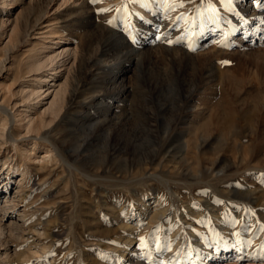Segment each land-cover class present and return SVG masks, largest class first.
<instances>
[{
	"label": "rangeland",
	"instance_id": "374dc122",
	"mask_svg": "<svg viewBox=\"0 0 264 264\" xmlns=\"http://www.w3.org/2000/svg\"><path fill=\"white\" fill-rule=\"evenodd\" d=\"M146 3L0 16L2 264H264V0Z\"/></svg>",
	"mask_w": 264,
	"mask_h": 264
},
{
	"label": "bare ground",
	"instance_id": "6f19581e",
	"mask_svg": "<svg viewBox=\"0 0 264 264\" xmlns=\"http://www.w3.org/2000/svg\"><path fill=\"white\" fill-rule=\"evenodd\" d=\"M20 3V0H3V3L0 5V16H2V15H4V13L5 12H7L8 10H10V9H12L13 7H15L17 4H19ZM249 5H250V3H249ZM62 41H64V40H62ZM61 55V54H60ZM49 61L51 62V63H53L54 62V58L53 57H51V58H49ZM115 63V62H114ZM41 65L42 64H37L36 65V69H38V71H39V69H41ZM112 68V67H111ZM108 69V68H107ZM110 70V69H109ZM108 71V70H107ZM125 72V69H121V70H119V73H124ZM57 73V69H55V68H53V74H52V76L50 77V80H49V82H48V85H51L52 83H53V81H54V78H55V74ZM114 73V72H113ZM113 77H115V76H113ZM123 77V76H122ZM36 79V78H35ZM112 79H115V78H112ZM118 79V78H117ZM113 82V81H112ZM115 82V81H114ZM116 83V82H115ZM118 84V83H117ZM117 89V88H116ZM120 90V89H119ZM118 91V90H117ZM121 91V90H120ZM119 92V91H118ZM114 93V92H113ZM98 96V95H97ZM116 107V106H115ZM12 139H14V138H12ZM12 170H11V168L9 169V172H11ZM26 174V173H25ZM24 174V172H22L21 173V175H25ZM251 193V192H250ZM8 200H5L4 201V205H1L0 204V238H1V236L2 235H4V233H5V226L2 224V220H3V218H4V216H5V214L6 213H8V209H9V207L6 205V203H8L7 202ZM14 201V200H13ZM12 202V201H11ZM12 204V203H11ZM144 204V203H143ZM147 206H149L148 205V203H145V208L147 207ZM158 206V205H157ZM14 207H16V205L14 206ZM162 208V207H161ZM163 209V208H162ZM156 211V210H155ZM164 211V210H163ZM163 211H162V213H163ZM162 213H160V214H162ZM165 213V212H164ZM159 216V215H158ZM160 218V217H159ZM125 226V225H124ZM8 231H9V229H8ZM7 231V232H8ZM10 232V231H9ZM12 232V231H11ZM13 233V232H12ZM6 234V233H5ZM10 234V233H9ZM12 237H13V235H12ZM7 243V242H6ZM5 244V242H2L1 241V239H0V260L1 259H9V260H13L12 258H11V254H10V251H9V248L8 247H2V246H5L4 245ZM37 251V250H36ZM34 252V251H33ZM32 252V253H33ZM35 255H37L38 256V258H39V254H38V252H35L34 253ZM17 255H19L18 253L16 254V259H17V262H19L18 260L20 259L21 260V258H18L17 257ZM28 256V255H27ZM27 258V257H26ZM26 258H24V259H26ZM37 258V257H36ZM22 261V260H21ZM13 262V261H12ZM0 264H2L1 263V261H0Z\"/></svg>",
	"mask_w": 264,
	"mask_h": 264
},
{
	"label": "snow or ice",
	"instance_id": "6c2138e0",
	"mask_svg": "<svg viewBox=\"0 0 264 264\" xmlns=\"http://www.w3.org/2000/svg\"><path fill=\"white\" fill-rule=\"evenodd\" d=\"M90 2L93 3V4H96V3H100V2H102V0H90ZM132 2H134V3H139V4H141L142 7H147V6H148L147 3H146V0H132ZM157 2L160 3L161 6L163 7V6L165 5V3L167 2V0H157ZM222 2H224V0H222ZM227 3L230 4V3H231V0H227ZM176 7H184V4H183V3H180V4H175V3H173L172 5L169 6V10L174 11V10L176 9ZM229 10H231V9H229ZM105 11H111V9H107V10H105ZM180 19H184V17H180ZM216 19H218V17H217V18H214V19L212 20V22L215 23V22H216ZM195 24H196V21L194 20V21H193V27H195ZM199 25H200L201 28L203 27V20H200V21H199ZM191 34H192V33H191V31H190V32H189V35L191 36ZM130 35H131L132 43H134V44L137 43L136 37H135L134 35H132L131 33H130ZM156 39H157V40H161V42H167V43H169V44L172 43L171 40H167L165 37L157 36ZM180 42H181V41H176V43H180ZM187 46H188L192 51H195V50H196L195 47L192 46V43H189ZM224 63H230V62H227V61H226V62H224ZM236 223H238V221H237ZM262 227H264V226H262ZM154 241H155V243H156V245H157V246H156V251H157V252H160V251H164V250H165L164 247H162V246L159 245V239H158V237H154ZM141 244H142L143 247H148L147 242H145V241H143V240L141 241ZM168 250H170V247L168 248ZM261 259H264V256H262ZM160 264H164V262L161 261ZM169 264H178V261H171V262H169Z\"/></svg>",
	"mask_w": 264,
	"mask_h": 264
}]
</instances>
